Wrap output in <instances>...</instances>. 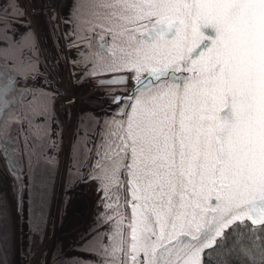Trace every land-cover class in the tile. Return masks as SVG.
I'll list each match as a JSON object with an SVG mask.
<instances>
[{
  "label": "snow or ice",
  "instance_id": "1",
  "mask_svg": "<svg viewBox=\"0 0 264 264\" xmlns=\"http://www.w3.org/2000/svg\"><path fill=\"white\" fill-rule=\"evenodd\" d=\"M42 12L58 54L46 59L40 13L0 0V156L12 177L0 183V249L13 212L30 255L47 237L57 101L76 103L59 66L71 63L83 72L68 83L97 89L103 108L77 113L65 186L91 183L103 210L70 246L78 255L56 246L53 264H264V0H69L66 15L52 0Z\"/></svg>",
  "mask_w": 264,
  "mask_h": 264
},
{
  "label": "rangeland",
  "instance_id": "2",
  "mask_svg": "<svg viewBox=\"0 0 264 264\" xmlns=\"http://www.w3.org/2000/svg\"><path fill=\"white\" fill-rule=\"evenodd\" d=\"M25 2H26L25 5L27 7V11L31 12L30 14L33 13V10H35L37 13L40 12L41 7L37 0H25ZM68 5H69V0H64L60 2V12L62 15L67 14ZM35 17H37V20L40 21L41 23L40 25L42 26L41 28L42 31L40 34L41 35V49H42L41 56L46 59L49 52L53 57L57 56L58 54L55 48L53 47V40L50 37L49 28H48V25L45 23L44 15L41 13L39 14V16H35ZM66 28H67L66 25H61L60 32L62 33L63 31L66 30ZM45 40L47 41L46 44L44 43ZM58 42H59L61 49H64V44H65L64 39L60 38ZM45 48L48 50V52L43 51V49ZM43 52H44V55H43ZM64 57L69 62L73 61L75 59V51H69L67 49H64ZM66 65L69 67V72L76 73V76L74 77V79L78 81L80 79V74L83 72V69L75 68L71 65V63L60 64L59 66L60 76H61V73L64 72ZM48 67H49V70L51 71L50 64L48 65ZM41 71H43L42 68H41ZM55 75H56L55 72H53V76ZM64 82H65V78L59 81L61 89L67 92L69 96H73V95L75 96L74 91H72L73 87H70L71 84L64 83ZM41 83H42L41 81H36L35 83L32 81H28L27 87L31 89V88L39 86ZM22 86H24V84ZM52 90L53 88L49 86L48 91H52ZM93 99H97V100L103 99V97L100 95V92L97 89H93L92 94L88 95V98L83 99V96L76 98L77 102L75 104L77 103L82 104L78 106V110H75V108H68L65 105L66 104L65 101H57L56 110H57V113L59 114L61 121H63L64 126H65L64 144H63L62 151L59 154V170L58 172L52 173L49 178V187H50V196H51V217L49 220V228H48L46 239L57 237L56 236L57 233L63 228L64 224L67 221V218L72 214V211L77 201V197H78L77 194L82 193L86 190V184H78L75 188L68 187L66 190L65 180H66V169L69 165V143L71 139V128L75 127L77 113H82V112H86L89 110L99 113L100 110L103 108V105L92 103L91 101ZM61 104L64 105L63 108L60 107ZM66 109L72 110L71 124H69L68 114L66 112ZM68 127L70 128L68 129ZM66 139L68 140V143L65 142ZM23 152H24V144H23V137H21L20 147H19L17 155L22 156ZM0 166H2L1 160H0ZM21 166L25 169V172H26L27 171L26 157L23 158ZM2 178H1L2 181L4 180L3 183H5V190H7L9 182L12 181V177L9 178V181H8V175L6 176V178H4L3 176ZM100 195L101 194L99 192H96L95 194V198L93 200V212H92L90 219L82 227L78 229H74L75 231L72 232L71 234L65 237H62L61 239H57L58 240L57 245L52 246V248L50 249L51 255L54 251V247L56 246H59L63 250L64 255L66 256L67 255H78V253L69 252V248L70 246L78 243V238L81 234L87 233L93 227L96 221V214L103 210L100 206V199H99ZM65 201H67V203H65ZM53 224L55 225L54 231L52 227ZM13 225H14V236H15L14 255L12 253L11 260L6 261V264L8 263L14 264L16 258L18 262L20 260L22 264H25L26 262L28 263L29 258L26 255V249H27V245L29 242V232H28L27 224L22 223L20 220L16 219L15 213L13 212ZM16 250H17V255H16ZM50 250L48 249L47 252H49ZM51 264H53V258H51Z\"/></svg>",
  "mask_w": 264,
  "mask_h": 264
},
{
  "label": "bare ground",
  "instance_id": "3",
  "mask_svg": "<svg viewBox=\"0 0 264 264\" xmlns=\"http://www.w3.org/2000/svg\"><path fill=\"white\" fill-rule=\"evenodd\" d=\"M37 1L39 2V5L41 7L40 12H39L40 14L41 13L43 14L42 8L45 5L52 2V0H37ZM61 1H64V0H59V3ZM28 13L30 14L31 12H28ZM33 19L35 21V20H37V17H34ZM40 24L41 23L39 21V25L37 26V34L38 35H40L41 31H42V29H41L42 26ZM43 55H44V52H43ZM69 73H70L69 67L66 65L64 72L61 73V76L63 78H65L64 83H68V74ZM90 83L91 82H88V84H90ZM70 87H72V85ZM88 88H89V86H87V84H86L85 86H82L79 88H72L73 89L72 91H74L75 97L77 98V97H82L84 95H87L88 94ZM80 104L77 103L74 105V104L66 103L65 105L68 108H75V110H78V106H80ZM69 128L70 127H68V129ZM10 183L11 182H9V184ZM95 194H96V191H93V185L91 183L86 184V190L84 192L77 194L78 197H77V201H76V204L74 206V209L72 211V214L67 218V221L64 224L63 228L57 233V235H56L57 237L55 240L61 239L62 237H65V236L71 234L72 232L75 231L74 229H78V228L82 227L90 219L92 212H93V200L95 198Z\"/></svg>",
  "mask_w": 264,
  "mask_h": 264
},
{
  "label": "built area",
  "instance_id": "4",
  "mask_svg": "<svg viewBox=\"0 0 264 264\" xmlns=\"http://www.w3.org/2000/svg\"><path fill=\"white\" fill-rule=\"evenodd\" d=\"M93 89L94 88L89 87L88 88V94L84 95L83 99L88 98V95L92 94ZM65 134H66V132H65ZM65 142L68 143V140L66 139ZM0 160L2 162V166H0V177L2 175L4 178H6V176L8 175V173L6 171L7 165H6V162L4 163L5 160L3 161L2 156H0ZM10 177L11 176L8 175V181H9ZM55 238L56 237L47 238L46 241H44L43 246L40 247L39 249L37 248L38 238H36V240H33V242H32V254L31 255L29 254V242H28L27 249H26V255L28 256L29 261H28V263L26 262L25 264H42V262L45 260V254H48L47 264H51L52 255H51L50 249L52 248V246L57 245V241H58V240L54 241ZM48 249L50 250L49 252H47ZM16 255H17V250H16ZM14 264H22V262L20 260L18 262V260L16 258Z\"/></svg>",
  "mask_w": 264,
  "mask_h": 264
},
{
  "label": "trees",
  "instance_id": "5",
  "mask_svg": "<svg viewBox=\"0 0 264 264\" xmlns=\"http://www.w3.org/2000/svg\"><path fill=\"white\" fill-rule=\"evenodd\" d=\"M3 182L4 181H2V179L0 178V183H2L4 188H5V183H3ZM14 240H15L14 225H13V221H12V226H11V230H10V239L8 241V244L4 248L0 249V264H6V261L11 260L12 253L14 255V243H15ZM241 244L247 245L248 241L243 240V241H241ZM8 264H11V263H8Z\"/></svg>",
  "mask_w": 264,
  "mask_h": 264
},
{
  "label": "water",
  "instance_id": "6",
  "mask_svg": "<svg viewBox=\"0 0 264 264\" xmlns=\"http://www.w3.org/2000/svg\"><path fill=\"white\" fill-rule=\"evenodd\" d=\"M22 84H23V82L21 84H19L18 87H23ZM19 147H20V143H19ZM6 164H8V161H6Z\"/></svg>",
  "mask_w": 264,
  "mask_h": 264
}]
</instances>
